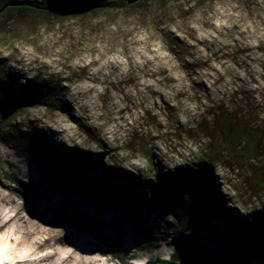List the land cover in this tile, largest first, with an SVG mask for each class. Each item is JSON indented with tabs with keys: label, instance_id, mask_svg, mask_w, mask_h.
<instances>
[{
	"label": "rangeland",
	"instance_id": "obj_1",
	"mask_svg": "<svg viewBox=\"0 0 264 264\" xmlns=\"http://www.w3.org/2000/svg\"><path fill=\"white\" fill-rule=\"evenodd\" d=\"M38 1L113 6L0 14V174L14 185L0 187V264H119L115 251L130 264H232L212 226L225 210L264 212V190L214 153L213 119L259 133L264 172V0ZM208 156L210 185L192 179V193L212 190L216 209L195 202L181 223L162 184ZM180 186L179 203L193 201ZM124 213L134 229L118 225Z\"/></svg>",
	"mask_w": 264,
	"mask_h": 264
},
{
	"label": "trees",
	"instance_id": "obj_2",
	"mask_svg": "<svg viewBox=\"0 0 264 264\" xmlns=\"http://www.w3.org/2000/svg\"><path fill=\"white\" fill-rule=\"evenodd\" d=\"M12 3H19V4H12ZM1 6L4 7L3 10L0 12H7L9 10H12L14 8H26L30 10H46L51 11L49 9H45L48 7L58 8V9H81L79 11L74 12H83L86 10H89L91 8L96 7H112L110 3L107 4H92L88 6H82L77 8H71V7H65L60 6L56 3H50L48 1H38V0H27V1H15V0H1ZM214 123L213 125H218L219 122L222 126L220 129V133L222 136L221 143L215 145L216 140L213 139L214 147L216 149L215 152H219L220 156L228 157L230 159H233L237 164V168L244 167L245 174L248 176L246 180L251 188L256 190H264V172L260 171L258 168L253 166L252 162L255 159V151L258 148V144L260 143L259 133L255 130H252L249 126L247 127V124H242L239 122V120H236L233 123L234 127H230L229 124L226 122H222L218 119V117L213 119ZM240 138V140H237ZM218 150V151H217ZM210 158L211 156H208L209 161L203 162L201 165H198L196 169L187 168L182 171H176L172 175L169 176V178L164 181L162 184L163 190H161V193L165 195L166 192L167 195H165L166 202H169V208L174 216H177L181 223L188 219V217L191 214V211L194 207V203L196 202L197 205L200 203L202 205H206L207 207L211 209L215 208V202L212 200V193L210 190H202V193L198 194L196 196L192 193L194 183L191 181L199 180L203 186L207 189V186L210 185V179H211V166L210 164ZM74 166H78L75 164ZM210 166V167H209ZM77 169V167H76ZM76 169H73V173H78ZM113 171H109V173H112ZM108 173V174H109ZM6 177L4 174H0V180L4 183V185L8 186V188H3L6 190H10L13 192L14 185L9 184L6 180H4ZM81 184V183H80ZM185 184L188 185V189L190 190V194H193V201L189 203H179V199L175 197V193H177V188L181 187L180 185ZM1 187V186H0ZM23 193L25 194L26 201L21 199V203L24 207L29 208L30 211H32L31 202L28 199V196L26 194V191L23 190ZM20 196V195H19ZM168 204V203H167ZM180 204V205H179ZM175 207H178L181 211L176 212ZM178 211V210H177ZM34 213V212H33ZM136 213V212H135ZM227 210H225V223L223 225L217 224L215 226H212V232L218 236L222 246L227 250L229 261L232 264H264V259H260L259 253L261 252V249L264 250V241L261 238V232L258 230V222L261 218H264V212L261 213H252L250 215L251 219H232L233 221H230L227 219ZM132 214L124 213L119 219H118V225L125 226L126 228L134 229L136 225H134V228L132 225L134 224V219H131L129 216ZM40 217L39 215H37ZM124 220H131L132 222H124ZM80 223L78 220L72 224H68L70 227L78 228L85 233H88L92 236H96L99 233L103 234L102 230L96 225H88L84 226V223L81 226H78L77 224ZM234 225H231L233 224ZM81 224V223H80ZM153 227V225L150 224L149 228ZM147 228L145 232L149 231L150 229ZM105 236V235H104ZM93 238V237H92ZM94 239V238H93ZM113 254V257L115 256L117 260H115L113 257L112 259L119 264H130L129 262L126 263L124 260V255L121 253L115 251L111 252ZM176 256V255H175ZM174 256V257H175ZM173 258V257H172ZM172 258L164 261L160 264H167V261L170 262Z\"/></svg>",
	"mask_w": 264,
	"mask_h": 264
},
{
	"label": "water",
	"instance_id": "obj_3",
	"mask_svg": "<svg viewBox=\"0 0 264 264\" xmlns=\"http://www.w3.org/2000/svg\"><path fill=\"white\" fill-rule=\"evenodd\" d=\"M136 0H128L129 3H132ZM12 4H19V3H12ZM4 7H0V12L3 10ZM45 9H49L51 11H61V12H74V11H79L81 9H58V8H53V7H48V8H45Z\"/></svg>",
	"mask_w": 264,
	"mask_h": 264
},
{
	"label": "bare ground",
	"instance_id": "obj_4",
	"mask_svg": "<svg viewBox=\"0 0 264 264\" xmlns=\"http://www.w3.org/2000/svg\"><path fill=\"white\" fill-rule=\"evenodd\" d=\"M168 81L171 82V83H176L177 82V80L174 77H169ZM0 186L3 187V188H6V189L8 188V186L4 185V183L1 180H0ZM20 197H22V199L24 201H26V197H25V194L23 192H21V196Z\"/></svg>",
	"mask_w": 264,
	"mask_h": 264
}]
</instances>
